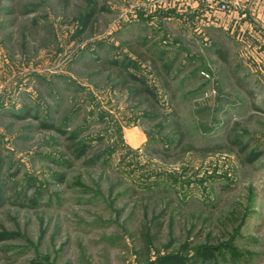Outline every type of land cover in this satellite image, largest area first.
I'll return each instance as SVG.
<instances>
[{"label":"rangeland","instance_id":"rangeland-1","mask_svg":"<svg viewBox=\"0 0 264 264\" xmlns=\"http://www.w3.org/2000/svg\"><path fill=\"white\" fill-rule=\"evenodd\" d=\"M195 1L0 0V264H264L261 21L254 43L248 15ZM136 40L167 54L169 89Z\"/></svg>","mask_w":264,"mask_h":264},{"label":"trees","instance_id":"trees-1","mask_svg":"<svg viewBox=\"0 0 264 264\" xmlns=\"http://www.w3.org/2000/svg\"><path fill=\"white\" fill-rule=\"evenodd\" d=\"M97 13L92 14L91 16H87L85 18V25H88L92 20L94 15ZM133 43H135V47L132 46L131 44L128 45L129 50L131 51V53L136 56L137 58H139L141 61L144 62H149L151 63V66L154 70V72L158 75L159 79H161V83L162 86L164 87V89H169L170 86V80L173 79V77L170 75V73L172 72V64L167 62L166 59V53L163 51L161 52L160 50H150L147 49L146 52H150L149 56H147L144 52L140 51L141 47H147V43L141 40H136ZM217 57H219V59L225 63L228 64V51L224 50V45L223 43H220V49L216 52ZM125 63L126 62H120L119 60H106L102 63V65L104 66H111V67H115L117 68V72L119 77L121 78H125L124 80H122V84L126 83V81H129V83H131L132 86L135 87V89L131 88L133 90L132 94L135 95V97H139L144 99V103L146 104V106H150V107H154L156 104H158L159 100L157 98L158 95H156L155 92H153L147 84V81H145L144 79L138 77L135 73L126 70L125 69ZM157 112H160L159 110L154 109ZM158 117L162 118V120H164V122H168L170 124V127L175 131V134L177 136V140H178V144L177 145H182L181 143L184 140V134L181 131V125L180 122L178 120V116H171L169 114H158ZM45 127H47V125H45ZM76 141V140H75ZM71 147V148H70ZM182 150L185 152L188 151H200V152H211V151H218L221 149L220 146H216L215 150H209L208 148H194V146L188 144L186 146H181ZM69 148L75 153H77V158L81 156V154L83 153V151L85 149H88L87 146L80 148L79 145H74V146H69ZM146 229V226L143 227V229ZM162 227L161 224L158 225V231H161ZM141 235H142V245L144 247V249L146 251H150V243L149 241L151 240L150 238V232H145V231H141ZM33 264H41L40 262H35ZM156 264H179L178 261L176 260L175 257H169L166 259L160 258L159 261Z\"/></svg>","mask_w":264,"mask_h":264},{"label":"crops","instance_id":"crops-1","mask_svg":"<svg viewBox=\"0 0 264 264\" xmlns=\"http://www.w3.org/2000/svg\"><path fill=\"white\" fill-rule=\"evenodd\" d=\"M211 6L214 8L218 3L219 4V9L216 10H221L222 12L226 11H231L233 17L239 18L238 16L240 15L241 17L247 16L246 19L242 20H235V23L233 24L234 28L241 26L242 29L247 31V37L250 38L254 43H255V38L257 36V30L259 29L256 26L255 21H261V23H257V25H261L260 27L262 28L261 35L262 36V42H264V3L261 0H209ZM204 2V0H196L194 3H188V5L192 6L191 8H197L199 3ZM224 4L226 6L225 9L221 7V5ZM210 7V6H209ZM240 19V18H239ZM255 25V26H253ZM242 38V37H241Z\"/></svg>","mask_w":264,"mask_h":264},{"label":"built area","instance_id":"built-area-1","mask_svg":"<svg viewBox=\"0 0 264 264\" xmlns=\"http://www.w3.org/2000/svg\"><path fill=\"white\" fill-rule=\"evenodd\" d=\"M261 1L264 3V0H261ZM221 7H222L223 9L226 8V6H225L224 4H222ZM1 90H2V89H1V87H0V94H1Z\"/></svg>","mask_w":264,"mask_h":264}]
</instances>
